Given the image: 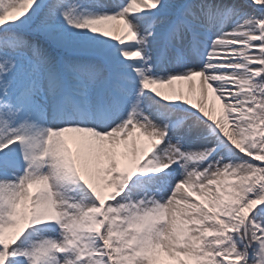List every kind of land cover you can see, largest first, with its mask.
<instances>
[{"label":"snow or ice","instance_id":"6c2138e0","mask_svg":"<svg viewBox=\"0 0 264 264\" xmlns=\"http://www.w3.org/2000/svg\"><path fill=\"white\" fill-rule=\"evenodd\" d=\"M0 264H264V0H0Z\"/></svg>","mask_w":264,"mask_h":264},{"label":"bare ground","instance_id":"6f19581e","mask_svg":"<svg viewBox=\"0 0 264 264\" xmlns=\"http://www.w3.org/2000/svg\"><path fill=\"white\" fill-rule=\"evenodd\" d=\"M167 87V86H165ZM177 88H180V87H183L185 90H187V82H177V85H176ZM213 100L214 98L210 97L209 99V107L211 108L212 107V103H213ZM215 105H216V108H217V111H219V107H220V102L219 101H215Z\"/></svg>","mask_w":264,"mask_h":264}]
</instances>
